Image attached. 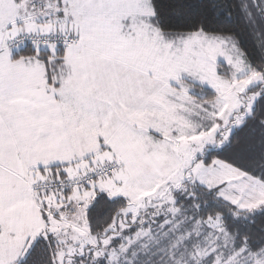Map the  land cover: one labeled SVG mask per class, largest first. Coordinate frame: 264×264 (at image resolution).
I'll list each match as a JSON object with an SVG mask.
<instances>
[{
  "label": "rangeland",
  "instance_id": "rangeland-1",
  "mask_svg": "<svg viewBox=\"0 0 264 264\" xmlns=\"http://www.w3.org/2000/svg\"><path fill=\"white\" fill-rule=\"evenodd\" d=\"M35 4L43 7L36 8ZM153 17L151 0H23L20 3L0 0V38L7 37L0 47L27 32H71L77 29L80 36L75 46L79 48L75 50L72 48L75 46H71L75 57H69L73 71H121L131 86H139V90L148 86L149 91H145V95L150 97L149 120L143 126L128 125L127 132L133 133L131 136L123 133L124 128L123 131L117 128L110 141L114 150L111 146L109 152L90 159L95 166L106 160L118 161L122 166L118 175H124L126 180L130 174L129 179L124 182L113 179L116 177L113 176L107 182L91 184L90 189L83 191L80 216H69L64 209L66 204L76 209L79 189L74 191L73 203L54 199L55 195L46 197L42 203L41 199L31 195L28 184L24 186L13 180L11 190L1 189L9 190L10 194H5L0 201V264H18L41 234L61 229L64 233L60 240L70 243L61 253L58 264L69 263L75 255L89 253L90 248H96L93 260L106 257L109 264H120L130 258L131 247L146 249L150 242L157 240L151 229L140 230L134 238H127L118 247H111L112 237L99 241L92 236L84 217L97 191H107L110 197L128 199L129 205L119 220L121 228L128 226V216L139 212L144 199L159 196L164 198L154 207H157L158 214L163 215V212L166 215L167 221L163 226L168 224L170 215L173 219L179 214L170 188L178 186L189 176L204 186L220 188L221 195L240 209L252 210L264 205L263 182L220 161L211 165L198 161L206 149L221 147L233 129L251 113L256 95L248 90L253 85L264 83V76L250 69L232 38L198 32L169 39L155 26ZM50 50L52 54L56 53V48L51 47ZM2 52L15 53V49L6 48ZM37 60V57L24 60L27 71H38ZM224 66H228L230 78L219 73L225 71ZM188 80L215 89L217 99L203 102L209 106L204 107L200 104L202 100L194 98L192 89L186 86L185 81ZM141 100L138 97V101ZM75 110H80V106ZM200 112H204L207 118L199 116ZM197 116L202 121L209 119L214 122L209 129H204L202 123H198V127L194 123ZM44 122L50 129H55L54 115L45 113ZM78 123L82 124L79 128L86 134L85 130L89 128L82 122ZM218 135L221 138L218 139ZM81 139L72 138L63 146V140L45 141L43 164H51L61 155V160L68 162L63 166L70 177L76 171L89 170L93 165L90 167L86 160L72 161L74 156H82L93 148L90 145L92 138L81 134ZM13 151L9 149V153ZM10 158L18 161L17 156ZM25 158L32 162L31 157ZM26 174L25 180L31 176ZM116 181L121 182L120 186H114ZM150 209L144 210L145 213ZM160 214L155 217H160ZM131 220L135 221L134 218ZM194 226H199L196 235L203 228L210 230L205 236L206 242H197L195 252L189 255L194 264L205 262L211 254L214 255L213 264H264V252L233 251L220 220L199 222ZM113 230L117 232L115 226ZM182 257L180 254L177 263L187 264L182 262Z\"/></svg>",
  "mask_w": 264,
  "mask_h": 264
},
{
  "label": "trees",
  "instance_id": "trees-1",
  "mask_svg": "<svg viewBox=\"0 0 264 264\" xmlns=\"http://www.w3.org/2000/svg\"><path fill=\"white\" fill-rule=\"evenodd\" d=\"M15 1L20 3L23 0ZM151 3L154 11L153 23L169 39L198 32L232 38L250 69L264 76V0H151ZM35 5L36 8L43 6ZM73 33L77 35L75 29ZM51 47L54 46H50L48 50H41L25 45L15 51V56L40 59L47 66V78L51 81L55 71L65 69L64 57L67 50L65 47H57L58 52L54 55L51 53ZM224 67L225 71L219 73L230 78L228 66ZM185 84L192 89L194 98L202 100L200 104L208 100L212 102L218 97L217 91L211 87L189 80L185 81ZM248 91L256 95L251 113L233 129L221 147L206 149L198 161L202 160L206 165L220 161L264 183V83L253 85ZM203 106L209 107L206 104ZM199 116L207 118L204 112H200ZM198 118L197 116L194 123H202L204 129H209L214 122ZM219 138L221 137L218 135ZM96 166L93 165L89 170ZM63 167V165L51 167L49 169L51 177L41 180L66 181L70 176L62 170ZM73 189L76 188L66 187L56 194L60 192L68 194ZM170 192L173 194L174 206L179 210V214L173 219L170 215L168 224L163 226L167 221L165 213L161 212L163 215L159 213L160 217H155L159 214L154 204L164 198L159 196L149 198L154 203L136 214H130L128 226L121 228L119 220L129 205L128 199L123 196L110 197L107 192L97 191L85 213L88 230L99 241L112 237L111 247H118L123 245L127 238H134L140 230L151 229L158 241L150 242L146 249L141 246L131 247L128 253L131 259H126L120 264H178L180 254H183L182 262L194 264L189 255L195 252L197 242L203 244L206 242L205 236L210 232L209 229L203 228V231L196 235L199 226L195 228L194 225L217 219L229 235L233 251L245 250L256 254L264 252V205L252 210L240 209L221 195L220 188L204 186L193 176L187 177L178 186H171ZM38 198L46 200L45 196ZM149 207L151 211L145 213L144 210ZM132 218L135 221H132ZM114 226L117 232H114ZM187 232H190L189 235ZM63 233L60 230L47 235L41 234L18 264H58L61 253L70 243L60 240ZM95 249L90 248L89 253L83 256L75 255L71 262L64 264H109L106 257L93 260ZM213 260L214 255L211 254L200 264H213Z\"/></svg>",
  "mask_w": 264,
  "mask_h": 264
},
{
  "label": "crops",
  "instance_id": "crops-1",
  "mask_svg": "<svg viewBox=\"0 0 264 264\" xmlns=\"http://www.w3.org/2000/svg\"><path fill=\"white\" fill-rule=\"evenodd\" d=\"M75 31L80 36V32L77 29ZM6 41L7 37L0 38V44ZM54 48L57 54L58 48ZM72 48L76 50L79 47ZM72 48L69 47L65 51V69L55 71L51 81L47 78V66L40 59L35 62L38 71H27L24 60L28 57L15 56L14 52L0 53V190L4 188L11 190L12 180L26 186V173L36 180L51 177L49 172L51 167L68 163L61 160L60 155L59 160L44 165L42 157L45 141L63 140V146L72 138L81 139V134L85 138H92L90 145L93 148L89 149L88 153L78 156L79 158L74 156L72 159L86 160L91 167L93 165L91 158L109 152L111 146L114 150V145L110 141L113 140V133L117 128L121 131L124 128L123 133L131 136L133 133L127 132L128 125L143 126V123L149 120L150 97L145 95V91H149L148 86H141V90L139 86H131L128 79L120 74L121 71H73L69 64V57H75V50ZM138 97L142 100L138 101ZM78 106L80 110H75ZM45 113L55 116V129H50L47 122L45 125ZM78 122L89 128L85 130L86 134L79 128L82 124ZM146 135L149 137V134ZM9 149L14 151L9 153ZM12 156H17L18 161L10 158ZM26 156L31 157L32 162L29 163ZM62 170L66 172L64 167ZM128 172L131 173L129 169ZM123 176L116 175L113 179L125 182L130 174L126 180ZM97 181L107 182L99 179L86 187L76 188L80 192L79 205L75 209L66 204L64 209L68 211L69 216L75 214L80 216V209L84 203L83 191L90 189L91 184ZM120 183L117 182L114 186L118 187ZM76 189L68 194L60 192L53 198L63 200L64 203H73ZM5 194L9 196V190L0 191V201ZM41 201L44 203V200Z\"/></svg>",
  "mask_w": 264,
  "mask_h": 264
},
{
  "label": "built area",
  "instance_id": "built-area-1",
  "mask_svg": "<svg viewBox=\"0 0 264 264\" xmlns=\"http://www.w3.org/2000/svg\"><path fill=\"white\" fill-rule=\"evenodd\" d=\"M78 44V36L71 32L56 31L51 33L46 32H27L10 40L7 45L0 47V52L8 49L15 51L31 45L34 48L48 50L50 46L69 48ZM20 47V48H19ZM17 48V49H16ZM122 171L121 164L112 159L103 165H98L91 170H80L66 181L61 180H36L28 178V184L31 195L36 199L38 197H49L55 195L58 191L66 187L77 188L88 185L97 179L108 180L113 176L118 175Z\"/></svg>",
  "mask_w": 264,
  "mask_h": 264
},
{
  "label": "water",
  "instance_id": "water-1",
  "mask_svg": "<svg viewBox=\"0 0 264 264\" xmlns=\"http://www.w3.org/2000/svg\"><path fill=\"white\" fill-rule=\"evenodd\" d=\"M154 203V201H152L149 198L144 199V202L142 203V206L140 207L139 210L141 209H145L147 207V205H152Z\"/></svg>",
  "mask_w": 264,
  "mask_h": 264
}]
</instances>
